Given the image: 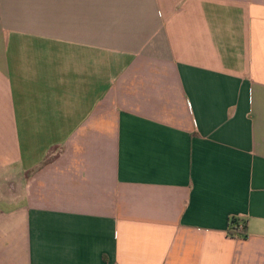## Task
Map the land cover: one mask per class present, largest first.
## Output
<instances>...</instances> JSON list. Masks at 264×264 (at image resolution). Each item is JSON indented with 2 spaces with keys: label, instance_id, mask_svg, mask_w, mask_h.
<instances>
[{
  "label": "crops",
  "instance_id": "1",
  "mask_svg": "<svg viewBox=\"0 0 264 264\" xmlns=\"http://www.w3.org/2000/svg\"><path fill=\"white\" fill-rule=\"evenodd\" d=\"M0 264H264V0H0Z\"/></svg>",
  "mask_w": 264,
  "mask_h": 264
},
{
  "label": "trees",
  "instance_id": "2",
  "mask_svg": "<svg viewBox=\"0 0 264 264\" xmlns=\"http://www.w3.org/2000/svg\"><path fill=\"white\" fill-rule=\"evenodd\" d=\"M239 223H240V220L233 219L230 225L229 233L232 237L246 238L247 237L246 231L243 233L238 230L237 226L239 225Z\"/></svg>",
  "mask_w": 264,
  "mask_h": 264
},
{
  "label": "built area",
  "instance_id": "3",
  "mask_svg": "<svg viewBox=\"0 0 264 264\" xmlns=\"http://www.w3.org/2000/svg\"><path fill=\"white\" fill-rule=\"evenodd\" d=\"M237 227H238V230L240 232H243L244 233L246 231L245 224L242 221H240V223H239V225Z\"/></svg>",
  "mask_w": 264,
  "mask_h": 264
}]
</instances>
